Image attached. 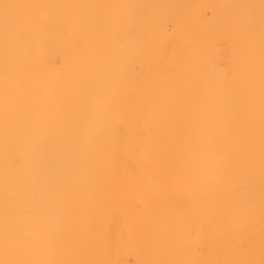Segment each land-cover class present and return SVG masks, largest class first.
Listing matches in <instances>:
<instances>
[{
	"label": "bare ground",
	"instance_id": "bare-ground-1",
	"mask_svg": "<svg viewBox=\"0 0 264 264\" xmlns=\"http://www.w3.org/2000/svg\"><path fill=\"white\" fill-rule=\"evenodd\" d=\"M0 264H264V0H0Z\"/></svg>",
	"mask_w": 264,
	"mask_h": 264
}]
</instances>
